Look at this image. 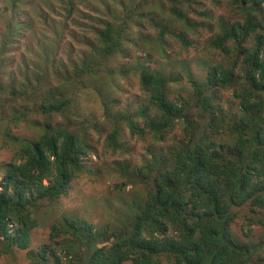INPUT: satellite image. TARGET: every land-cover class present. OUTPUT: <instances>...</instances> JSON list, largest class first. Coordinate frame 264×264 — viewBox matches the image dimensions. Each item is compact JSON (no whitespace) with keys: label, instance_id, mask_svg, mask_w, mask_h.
I'll list each match as a JSON object with an SVG mask.
<instances>
[{"label":"trees","instance_id":"obj_1","mask_svg":"<svg viewBox=\"0 0 264 264\" xmlns=\"http://www.w3.org/2000/svg\"><path fill=\"white\" fill-rule=\"evenodd\" d=\"M202 1L0 0V135L12 149L0 163V259L263 264L251 225L264 226V0H207L231 9L219 16L193 7ZM201 28L207 47L231 58L200 59L205 81L151 65L150 44L161 54L179 39L187 52L185 31ZM123 78L142 91L134 109L121 107ZM221 89H233L236 110ZM125 131L144 147H126ZM108 150L123 158L106 165ZM84 174L112 179L97 217L59 207ZM245 206L243 235L235 225ZM41 220L48 235L36 242Z\"/></svg>","mask_w":264,"mask_h":264},{"label":"rangeland","instance_id":"obj_2","mask_svg":"<svg viewBox=\"0 0 264 264\" xmlns=\"http://www.w3.org/2000/svg\"><path fill=\"white\" fill-rule=\"evenodd\" d=\"M207 2L208 4L205 5L203 3ZM205 8H210L212 7L216 14L219 16L221 13H225L223 7H219V5L214 6L211 5L207 0L202 1L199 4L193 5L196 10H200V7ZM148 8L151 9V6L148 5ZM231 10V9H230ZM227 9V14H229L231 11ZM194 17L195 14H194ZM228 17V16H227ZM199 20V17H196ZM187 38L191 41V46L189 47V50L187 52H184L182 50V43L179 39H169L167 38V44H169L167 50L163 53H159L157 51V47L155 45H149V48L151 51L154 53L153 57L151 58V65L154 67L160 68L162 67L165 72H169L173 70V75L177 74H183L185 75L186 73L193 74L196 79H198L200 82L205 81L206 75L208 72L209 67L208 66H201L199 64L200 59H206V58H213V61L217 64L220 62H230L231 58L226 56L223 52H220L219 50L215 51L213 49H209L207 47L208 43V38L211 35V32H209L205 28H201L199 32H195L194 35L192 33H189L188 30L185 31ZM170 43L173 44L170 46ZM175 50L177 52H175ZM66 50L62 51L63 58H65ZM134 53L137 55L138 52L134 51ZM145 52H142L144 54ZM169 58H176L177 62L173 65H168L167 61ZM234 58V57H232ZM157 61V62H156ZM164 62V63H163ZM162 63V64H161ZM13 65L7 69L10 71L12 69ZM120 83V87L118 89V95L120 96L122 102H121V107L126 109V107H130L131 109H134L139 101L140 97L139 94L142 93L139 83L137 79H126L123 78L120 81H117ZM131 82V83H129ZM185 83V81H184ZM185 87L187 89H191V84L186 83ZM184 87V88H185ZM222 92L223 96V104L227 109L231 110H236V106H234V99L232 98V93L233 89H226V90H220ZM84 104H90L89 102H84ZM99 105V103H98ZM99 114L98 118L100 121L103 120V111L102 107H99ZM180 128H176L175 133L177 135L179 132ZM125 146L132 148L133 145H136L137 148L139 149V145H141V148L144 147V142L140 140V142L135 143L133 140L129 139L127 136V131H125ZM97 135L98 133L95 132ZM103 139H101V142ZM143 145V146H142ZM102 147V144L100 145ZM103 149V148H101ZM11 153L12 149L7 148L4 146V141L3 137L0 135V163L6 160H9L11 158ZM116 158H123L120 153L118 154H113L112 151L108 150L106 153V159L103 161L106 165L111 164ZM101 162V160L98 158L96 153L94 152L93 154H90L89 157H87V163L95 169L98 165V163ZM102 162V163H103ZM1 176V175H0ZM49 179L44 180V183H48ZM114 187V186H113ZM132 185H129L128 190H131ZM112 179L111 176L106 177L100 181H91L90 175L89 174H84L81 175V177L76 178L72 181L71 186L69 187V193L66 195H63L58 199L59 201V207L61 209V212H66L70 215H81V216H86V217H97V215L100 212H104L105 210H108V203H109V198L110 193L112 191ZM118 194L117 192H114ZM112 196V195H111ZM130 197V195H128ZM131 197H133L131 195ZM45 204L49 203V200L44 201ZM244 213H252L250 210L249 206H245L242 208V214H240V217L237 219L238 222L235 225V229L242 233L244 235V228L246 229V225L244 223L248 220L245 219ZM253 216H256V218H259L260 214H252ZM242 217V219H241ZM42 218H44V215H42ZM246 220V221H245ZM42 224L40 227H38L36 230H34V237L36 239V242H43L45 241L48 233L45 231V223L43 220H41ZM48 221V220H46ZM246 224V223H245ZM253 228L252 231V239L255 240L256 242L259 241L262 236L264 238V226L260 225L259 223H254L251 225ZM247 238L246 236H244ZM264 253V250H263ZM264 257V256H263ZM12 259L8 257L5 261L3 259H0V264H27V261L24 257V254L20 256L19 260L17 263H12ZM264 264V260H263Z\"/></svg>","mask_w":264,"mask_h":264},{"label":"water","instance_id":"obj_3","mask_svg":"<svg viewBox=\"0 0 264 264\" xmlns=\"http://www.w3.org/2000/svg\"><path fill=\"white\" fill-rule=\"evenodd\" d=\"M35 150L38 152V150H37L36 146H35Z\"/></svg>","mask_w":264,"mask_h":264},{"label":"clouds","instance_id":"obj_4","mask_svg":"<svg viewBox=\"0 0 264 264\" xmlns=\"http://www.w3.org/2000/svg\"><path fill=\"white\" fill-rule=\"evenodd\" d=\"M34 148H35V146H34Z\"/></svg>","mask_w":264,"mask_h":264}]
</instances>
